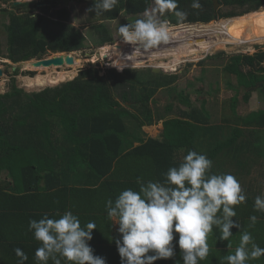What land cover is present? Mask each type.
Listing matches in <instances>:
<instances>
[{
    "label": "trees",
    "instance_id": "16d2710c",
    "mask_svg": "<svg viewBox=\"0 0 264 264\" xmlns=\"http://www.w3.org/2000/svg\"><path fill=\"white\" fill-rule=\"evenodd\" d=\"M219 1L222 6L238 7L239 11L236 9L228 13L215 11L212 0H198L199 8L192 7L193 0H176L177 7L173 9L163 0L161 16L174 25L209 23L241 16L264 7V0ZM33 3L39 7V3ZM44 3H50L51 7L58 5L57 0H46L40 4ZM88 7H92V0L88 2ZM150 7L151 0H118L111 11L99 15H95L94 12L91 14L94 19L113 21L122 13L136 18ZM177 11L185 15L177 16ZM56 17L60 23H53L57 26L54 28L42 15L12 14L5 25L7 58L17 64L42 59L55 53L80 52L86 49L89 36L95 39L97 46L115 42L116 38L104 24H94L93 31L86 34L83 29L67 23L71 17L64 9L58 10ZM137 19L140 18L131 23ZM208 25H187L179 27L181 29L178 31H191ZM180 33L168 32V36H177ZM230 60L224 69L237 77L240 88H244L247 102L253 93L247 89L264 81V51L254 55H234ZM244 68L247 70L244 71ZM43 70L45 69H38ZM149 71L152 72L151 69ZM113 73L116 75V83L115 81L111 83L106 75L99 76L98 70L93 68L80 71L77 77L75 71L62 72L56 76L38 74L35 78H23L27 87L42 88L75 78L61 86L46 88L32 94L17 87L13 81L11 89L5 94H0V172H7L6 178L10 179L9 183L0 180V218L6 217L10 222L20 219L23 225L29 227L30 220L39 221L45 216L37 212L39 208L48 210L47 216L53 218L55 204L40 197L51 187L55 188L51 189L53 192L70 191L75 195L76 202L83 204L90 201L103 207L102 205L106 203L104 190L108 185L117 189L120 185V188L138 191V178L144 183L149 181L163 183L168 169L182 162L177 157L179 151L185 154L196 151L205 154L212 161L210 174H231L239 182H243L240 185L245 189L246 201L234 206L236 216L233 219L239 223L240 231H249L254 242L264 248V211H254L255 198L264 196V152L255 147L256 142H261L258 134H250L248 138L250 132L264 128V120L259 119L262 111L249 113L243 119L246 129L230 125V119H225L227 121L225 125H211V114L209 116L205 107V99L198 107L183 93H178L177 100L187 107V110L178 109L177 117L164 121L160 139H142L139 136L142 128L159 121L151 106V102L156 101L155 95L160 88L169 89V92L176 91L174 83L178 77L153 73L155 76L149 84L150 87L142 88V91L136 94L134 86L141 84L139 80L131 81L119 72L109 71V74ZM125 73L129 76L128 70ZM26 74L31 77L35 75L34 72ZM198 82L203 85L202 78L198 79ZM129 83L133 85L129 86ZM114 89L118 91L115 93ZM119 99L125 104L133 103L136 112L123 106ZM237 103L238 100L233 99L231 105L233 111H236ZM171 109L169 106L167 111L171 112ZM238 118H234L236 123ZM127 120L130 126H127ZM124 142L129 150L120 156V148L124 146ZM134 142H138L139 145L135 146ZM123 161H129L127 164L132 172L138 170L137 175L128 174L123 177L127 183L119 182L120 178L115 176L117 175L115 166ZM104 164L106 170L96 174L100 173ZM57 166L60 169L59 173ZM226 167L230 169L227 170ZM69 174V182L72 179L78 186L75 189L68 188V185L65 187L60 185ZM51 177L59 180L46 188L44 182ZM259 179L261 186L258 185ZM10 192L19 193L24 197L18 198L20 202L16 203L9 199L14 198ZM24 199L32 205V214L27 215L30 208L24 204ZM12 214L15 216H11ZM252 215L257 216L258 220L254 227L249 228V217ZM4 228L6 227L0 225V238L6 233ZM231 231L232 247L229 248L227 241H220L219 228L213 226L207 241L209 254L212 256L208 254L199 264H227L223 258L234 253L240 240L239 230L233 228ZM34 244L35 247L33 245L30 248L32 251H23L28 257L25 264H37L35 251L41 246V242ZM176 262L170 259L159 264ZM48 264H52V261L49 260ZM61 264L67 262L62 260ZM179 264H183L181 259ZM247 264H264V256L249 260Z\"/></svg>",
    "mask_w": 264,
    "mask_h": 264
},
{
    "label": "clouds",
    "instance_id": "9594fccd",
    "mask_svg": "<svg viewBox=\"0 0 264 264\" xmlns=\"http://www.w3.org/2000/svg\"><path fill=\"white\" fill-rule=\"evenodd\" d=\"M33 2L38 3V0ZM165 2L173 9L177 7L176 0ZM117 3L118 0H92V7L87 12L99 15L111 11ZM192 7H200L198 0H193ZM151 9L153 7L137 15L136 18L140 19L134 23L120 25L122 39L118 36L115 41L132 45L133 52L164 44L168 40L167 29L171 27L167 23L170 21L161 16V22L155 14L149 13ZM155 11L154 8L153 13ZM176 15L183 17L185 13L177 11ZM136 18L132 17L131 21ZM197 24L208 25H187ZM170 25L177 26L171 22ZM211 168L212 161L205 154L189 151L178 166L168 169L163 183H144L138 178V191L126 189L115 201H106L107 217L115 221L113 226H118L119 239L114 242L121 264H155L158 260H170L176 256L177 246L183 264H199L209 254L207 241L213 226L219 228V239L227 241L229 248L232 247L231 230H239L238 246L234 253L223 258L227 264H247L249 260L264 256V248L254 242L249 231H240L239 223L233 219L236 216L234 206L246 201L239 181L231 174H210ZM254 211H264V196L255 198ZM56 215L58 218L45 215L39 221H29L28 231L41 242L35 251L37 264H48L49 260L52 264H61L62 260L67 264H106L105 258L94 255L89 244L96 229L95 222L89 221L82 227L79 218L71 211ZM249 220L248 227L252 228L258 218L252 215ZM14 251L17 264H25L27 255L19 248Z\"/></svg>",
    "mask_w": 264,
    "mask_h": 264
},
{
    "label": "rangeland",
    "instance_id": "374dc122",
    "mask_svg": "<svg viewBox=\"0 0 264 264\" xmlns=\"http://www.w3.org/2000/svg\"><path fill=\"white\" fill-rule=\"evenodd\" d=\"M15 1L17 0H0V7L7 10L6 12L0 13V67L4 69L5 75L0 78V94H5L11 89L12 82L15 81V84L20 89L24 90L26 93L32 94L41 92L46 88L61 86L64 83H67L68 81H71L82 70L93 68L95 70H98L99 76H105L111 83L115 81L116 75L109 74V71L111 72L114 70L115 72H119L118 66L115 67V52L112 51H106L101 50L102 48L109 46L105 45L103 46H97L95 43V39H92L90 36L88 37V40L86 42V49L80 51L75 56L78 58H81L83 60V63L78 66L77 64L73 66H64V67H50L49 69H45L43 71H38L36 68H25L23 65L26 63H13L11 60L7 58L8 50H7V33L5 29V25L9 22V19L12 14L16 15H23V14H39L43 17L47 18L50 21V24L54 28H56V24L53 23H60V20L56 17L58 9H64L70 14V20L67 22L68 24L74 25L75 27L79 28L80 30L83 29V32L86 34H89L91 31H93L92 26L97 23L104 24L110 32L114 35V37H118L120 39L121 35L119 33V27L120 25H125L127 21L131 23L132 17L129 15L122 13L118 19L113 21H104L100 19H94L92 18V14L87 12V9H89L88 5L84 3V1H73V3L70 4V9L64 8L62 5H58V7H50L48 3H44L43 6L36 7L32 3L33 0H21L22 3L25 4H31L30 6H21L17 7L14 5ZM42 1L46 0H38L39 5ZM49 1V0H48ZM60 0H57V4H59ZM77 3V4H76ZM75 4V5H74ZM69 6V5H68ZM236 9L239 11L238 7H232V6H224L223 12L228 13L232 10ZM3 11V10H2ZM263 15L264 16V7L260 8L258 11H252L249 13H246L242 16H236L231 17L233 19H221L218 22V24H214L213 26H223V25H231V23H239L242 21H248L250 22L251 19H256L258 16ZM54 21V22H53ZM214 23V22H213ZM212 27V26H211ZM211 27H208L210 29ZM168 28V27H167ZM176 27H171L169 30L171 31H177L173 30ZM204 29V28H203ZM201 28V33L205 30ZM198 30V29H197ZM196 31V30H195ZM196 33V32H195ZM259 33V32H258ZM261 33L257 34H247V35H241L242 37H234L232 38H224L222 40H225L223 42H230L229 46H227L226 50L221 49L217 51H212L210 53H198L204 50V48H199L198 42L189 43L185 45L184 47L180 48H169L167 46L164 47L163 53L174 51L173 57L174 58H168L165 60L158 61L159 66L163 62L172 63L178 62V65L176 66L179 71H174L172 73H167L164 71L163 74L168 76H174L176 75L178 77V80L174 83V86L176 87V91L169 92V89H162L158 91V93L155 95V102H151V106L153 108V111L158 114H165V118H173V116L166 113V110H168V107L171 106L173 109V114L177 115V109H186L184 106H182L179 101H177L176 96L178 93H183L184 96L188 97L190 102L193 103V105L201 106L203 99H205V107L209 113V116L211 114V125L216 124H223L227 123L226 120L230 119V125H237V123L234 121V118L243 117L247 114H249L254 108L256 103L258 106H260V110L262 111V114L259 116V119L264 120V87H261L255 91H253V95H251V98L246 102L245 101V93L244 88H240L237 77L231 75L228 73L224 68L225 66L231 61L230 58L234 55H254L258 53L259 51H264V44H252V41L246 42V38H257ZM249 35H252V37H247ZM262 36V35H261ZM217 39L216 45H220L222 43L221 41ZM177 43L179 46L180 44L184 45L183 39L173 41ZM252 44V45H251ZM196 47L197 49H195ZM126 48V47H125ZM179 49V50H178ZM161 50V49H160ZM105 51V52H104ZM155 50H153L154 52ZM188 51V54L184 55V52ZM111 53V54H110ZM131 53V52H130ZM128 53L127 60L133 61V53ZM183 53V54H182ZM221 53H224L221 55ZM89 55V56H88ZM104 55H107L108 57ZM141 57V60L134 64L136 65L135 69L128 70L129 77L132 80H139L141 84H136L134 86V92L136 94L140 93L142 91V88L150 87V83L153 81V76H155L149 69H152V67L156 66V61H150L142 66L145 61L148 60V57L145 55H139ZM145 56V57H144ZM52 57L51 55H47L45 58ZM99 57V58H98ZM145 59V60H144ZM159 60V59H157ZM136 62V60H134ZM202 62V64H200ZM130 65V66H134ZM78 66V67H76ZM16 67L17 70L14 71L13 68ZM128 67V66H126ZM138 67V68H137ZM162 67V66H161ZM39 68V67H37ZM40 69V68H39ZM247 69L244 68V71ZM72 72L75 71L77 74L74 78L70 80L63 81L56 86L53 85H47L42 88H29L26 86V83L24 82L23 78H35L38 74H41V76H56L59 73L62 72ZM29 72H34L35 75L31 77L30 75L26 74ZM70 78V77H69ZM203 79V85L202 83L198 82V79ZM129 86H132V83H129ZM128 85V84H127ZM113 86V84H112ZM251 88V87H250ZM249 88V89H250ZM115 93L118 91V89H114ZM257 94H254V93ZM119 97V94L116 95ZM233 99H237V109L236 111L232 110V103ZM133 100V99H132ZM119 101L126 106V104L119 99ZM131 104V103H129ZM133 104V103H132ZM131 105H128V107L131 111L136 112V109ZM128 125H130L129 121L127 120ZM157 124H159L157 122ZM238 126V125H237ZM239 127V126H238ZM243 129H246L245 126L240 127ZM248 130V129H247ZM151 137H157L159 135V132L157 133V128L149 129L148 130ZM248 134V133H247ZM250 134H258L259 140L258 143L256 142L255 147H258V149H262L264 152V128H257L255 131H252L248 134V138L250 137ZM251 139V138H250ZM263 155V154H262ZM256 181V180H255ZM258 185H260V179L258 182ZM78 187L77 185H75ZM261 186V185H260Z\"/></svg>",
    "mask_w": 264,
    "mask_h": 264
},
{
    "label": "crops",
    "instance_id": "0c3cea01",
    "mask_svg": "<svg viewBox=\"0 0 264 264\" xmlns=\"http://www.w3.org/2000/svg\"><path fill=\"white\" fill-rule=\"evenodd\" d=\"M77 53H79V52H73L72 54L76 55ZM254 94H257V93L255 92ZM180 104L182 106H184L182 103H180ZM254 104H255V108L250 113L260 110V106H258L256 103H254ZM128 105H131V104L126 103V106H128ZM185 108L186 109H182V110H187V107H185ZM179 109H181V108H179ZM171 110H172L171 112H168L166 110V113L173 116V118L177 117V115L173 114V109H171ZM177 112H178V109H177ZM156 115H157V120H159L158 121L159 124L155 123L154 125L144 126L142 128V131H141L142 133L138 131L140 138H142V139L154 138V137H151V135L148 131L149 129H154V128H157V133L159 132V135L157 137H155L154 139H156V138L160 139L162 137V132L164 130V121L168 120V119L165 118V114L160 115V113H158ZM247 115H245L244 118H246ZM244 118L239 116L238 123H237V125L239 127H243V125H245L243 123ZM169 119H172V118H169ZM216 125H225V124L223 123V124H216ZM127 126H130V125H127ZM128 129L136 130L134 128H128ZM125 145H126V143L124 144L123 147L120 148V154H121L120 156L124 155L129 150L128 148H126ZM134 145L137 146V145H139V143L134 142ZM110 154H113V153H110ZM185 155H186L185 153H182L179 151L177 154V157L180 161H182L183 157ZM118 160H120V159H118ZM128 162L129 161H123V162L119 163L117 166H115L116 172H117V175H115V176L120 178L119 182L124 181L125 179L123 177H126L128 174L129 175H137L138 170H135L134 172H132L130 167L127 164ZM95 169L99 170L98 168H95ZM226 169L228 170L230 168L226 167ZM105 170H106V168H105V164H104L101 171L99 170L100 173L96 172V174H101V172H103ZM59 172H60V169H59V166H57V173H59ZM0 173H1L0 180H2V182L9 183L10 179H8V177L6 178L7 172H0ZM72 175H73V173H72ZM58 180L59 179H57L56 177H54V178L51 177L47 181L44 182V185L46 186V188L48 186H53L55 183L58 182ZM69 180H70V174L63 181V184L62 183L60 184L61 187H65V185H68V188L75 189L76 183L72 179H71V182H69ZM123 183H127V182L124 181ZM239 183H243V182H239ZM118 188L119 189H117L116 187H113L112 185H108L106 187V189L104 190V192L106 193V201L108 199H112L113 201H115V199L118 197V195L123 190H126V187L120 188V185L118 186ZM51 189L53 190L55 188L51 187ZM51 189L44 192L47 195L44 194V195H41L40 197L44 198L46 200H50L51 202H53V204H55L56 209L54 210L53 218H58V216L56 215L57 213H59L60 215H63L65 212L71 211L74 215H76L79 218L82 227L85 226L89 221L95 222L96 229L93 231V233H92L93 238L89 242L90 246L92 247V249L94 251V255L105 258L106 264H121V260H120L119 254L117 252L115 242H114L116 239H119V234L117 232L118 226H113L115 221L108 219L105 204L102 205L103 207H100L98 203L93 204L90 201H85L82 204V202H76V199L74 198L75 195L72 194L70 191L63 190L61 192H55V191L53 192ZM242 189H243V187H242ZM244 190L245 189H243V191ZM68 192H70V193H68ZM10 194L13 195L14 198L9 197V199H11V201H14L16 203L20 202L19 201L20 199H18V198L24 197V196L19 195V193L10 192ZM49 194H50L51 198L48 197ZM71 199H73V201H71ZM9 204L11 206L10 202H9ZM19 204H21V203H19ZM24 204L30 208V210L28 211L29 213H27V215L32 214L33 213L31 210L32 205L30 204V202L28 200L24 199ZM94 205H95V207H98V209H95ZM98 210H101V211H98ZM37 212H40L41 214L49 215V213H47L49 211L48 210L45 211L43 208H41V209L39 208V210H37ZM17 214L18 213L16 212V215ZM11 216H15V214H12ZM0 225H2L3 227H6L3 229V230H5L6 233L3 235V238H0V264H17L16 261H18V257L15 255L14 250L19 248L22 251H26V250L32 251L30 249L31 246L34 245V247H35L34 243L39 242V241H37L34 238V234L32 232L28 231V227L26 225H23L20 222V219L19 220L15 219V221L10 222L6 217H4V218L2 217V218H0ZM174 243H175V241H174ZM209 255H211V253ZM180 259H181L180 258V250L177 246L176 256L173 259H171V261H173V260L179 261ZM166 261L167 260H158V261H156V263L157 264H159L160 262L165 263Z\"/></svg>",
    "mask_w": 264,
    "mask_h": 264
},
{
    "label": "bare ground",
    "instance_id": "6f19581e",
    "mask_svg": "<svg viewBox=\"0 0 264 264\" xmlns=\"http://www.w3.org/2000/svg\"><path fill=\"white\" fill-rule=\"evenodd\" d=\"M235 18H238V17H235ZM227 19H233V18H227ZM248 21H242V22H239V23H231V25H229V24L228 25H223V26H219L218 25L216 27H214L213 25L202 26L200 28H197L198 30L195 29L196 31L195 30H191V31H186V30L171 31L168 28L167 29L168 32L170 31V32H176V33H180V32H186V33H180L177 36L169 35L168 36V40L166 42H164V44H162V45L167 46L169 48H180V47H184L185 45H187L189 43L192 44L194 42H198V43H200L199 44L200 45L199 48H204L203 51L198 52V53H210L212 51H217V50H221V49H225L226 50L227 46H229L231 41L223 42V41H225V40H222L224 38H232L233 39L234 37H237V36L242 37L243 35L255 34V33H257V34L261 33V34L259 36H257V38H246V42H248V39H249V41H252L251 43L254 44V45L255 44H264V16L260 15V16H258V18L251 19L250 22H248ZM215 24H218V22H216ZM208 27H211V28L208 29ZM201 28L202 29L204 28L203 30H205V29H208V30H205V31H203L201 33V31H202ZM247 37H252V35H249ZM180 39L181 40L183 39V41H186L184 43V45H181V46H178V47L172 46V45H175L174 44L175 42H173V41H177V40L179 41ZM217 39L222 40L221 41L222 43H220V45H216ZM121 44L124 47L130 46L129 50H127V51L131 52V49H132L131 45L126 44L124 42H121ZM194 48L197 49L196 47H194ZM122 50H124V49H122ZM106 51L107 52L108 51L115 52V47L107 46L106 47ZM187 52L188 51L184 52V55L188 54ZM120 56H121L120 54H119V56L117 55V53L115 54V58H116L115 66H118V68H120V69H123L126 66L134 65V64L137 63V62L134 61L135 59H133V61H129V59L127 60L123 56L122 57H120ZM168 58H172L170 53L158 52V53L154 54V56H152L150 59L151 60L154 59L156 62H158L160 60H165V59H168ZM148 59H149V57H148ZM157 59H159V60H157ZM24 63H26L25 65H23L25 68L29 67V68H36V69H39V68L49 69V68H45V67L37 68L36 66H34V62L33 61L24 62ZM82 63H83V60L81 58L77 57L75 64L80 65ZM160 65L162 67L166 68L167 71H175V70L179 71V69L176 68V66L178 65V62H175L174 64H172V63H161ZM132 68H136V67H132Z\"/></svg>",
    "mask_w": 264,
    "mask_h": 264
},
{
    "label": "water",
    "instance_id": "95a60500",
    "mask_svg": "<svg viewBox=\"0 0 264 264\" xmlns=\"http://www.w3.org/2000/svg\"><path fill=\"white\" fill-rule=\"evenodd\" d=\"M213 4L215 6V8H217L220 5L219 0H212ZM16 5H19L20 2H16ZM153 9L155 8L156 11L155 13L152 12V14H155L158 19L162 22V18H161V4L160 2H158V0H154L153 3ZM185 43V42H184ZM169 44V43H168ZM175 45L172 46H176L178 47L179 45L177 43H174ZM182 45V44H181ZM119 47L122 49L124 48V46L122 44L119 45ZM164 45H159L156 47V49H164ZM34 62V66L36 67H45V68H50V67H64V66H73L76 63V56L75 54L72 53H58V54H53L52 57H48V58H42V59H35L32 60ZM14 71L17 70L16 67L13 68ZM152 73L154 74H163L164 71H162L160 68L158 67H152ZM121 75L129 80H131V78L123 71L120 72ZM5 75L4 73V69L2 67H0V78L3 77ZM261 87H264V81H260L258 82L255 86L251 87L250 89H247L248 91H255Z\"/></svg>",
    "mask_w": 264,
    "mask_h": 264
},
{
    "label": "flooded vegetation",
    "instance_id": "af4514ba",
    "mask_svg": "<svg viewBox=\"0 0 264 264\" xmlns=\"http://www.w3.org/2000/svg\"><path fill=\"white\" fill-rule=\"evenodd\" d=\"M73 1H77V2H81V1H84V3H86L87 5H88V2L90 1V0H60V2H59V4L58 5H63L64 6V8H67V9H70V4L71 3H73ZM153 1L154 0H151V2L153 3ZM18 2H20V4L19 5H21L22 4V6L25 4V3H22L23 1H18ZM159 2H160V4H161V12H162V9H163V0H159ZM213 2V1H212ZM220 2V1H219ZM16 3V2H15ZM14 3V5L15 6H18V5H16ZM50 4V3H49ZM77 4V3H76ZM58 5L56 6V7H58ZM69 5V6H68ZM75 5V4H74ZM39 7H40V5H39ZM151 7H153L152 5H151ZM213 7H214V10L215 11H218V10H223V8H224V6H222L221 4L217 7V8H215V6H214V4H213ZM54 8V7H53ZM3 10V11H2ZM58 10H60V9H58ZM2 12H6V10L5 9H3L2 7H0V13H2ZM148 12V11H147ZM152 12H153V9H151L150 11H149V13L150 14H152ZM34 15H35V13H34ZM130 17H133V16H130ZM135 20V19H134ZM164 21V20H163ZM213 22V21H212ZM212 22H209V23H206V24H211ZM186 24H188V23H182L181 25H177L176 26V28H174L173 30H179V29H181L182 27L181 26H183V25H186ZM193 24V23H192ZM177 27H181V28H177ZM193 30H195V29H193ZM170 32V31H169ZM164 49H162V50H157V49H155V51L154 52H152V54L150 53L149 55H145L146 57H149V59L147 60V61H145V63H143L142 64V66L143 65H145L146 63H148V62H152V61H155L154 59H150L152 56H154V54H156V53H158V52H162ZM173 52L174 51H169V52H167V53H170V55L172 56V58H173ZM144 56V57H145ZM139 59L141 58L140 56H137ZM136 62H138V60H136ZM163 63H167V62H163ZM156 64V66L155 67H158V68H160L162 71H165V72H167V73H172V72H174V71H167L166 70V68H164V67H161V66H159V63L157 62V63H155ZM133 67H136V65H134ZM176 71V70H175ZM78 76V75H77Z\"/></svg>",
    "mask_w": 264,
    "mask_h": 264
},
{
    "label": "built area",
    "instance_id": "2783aa9c",
    "mask_svg": "<svg viewBox=\"0 0 264 264\" xmlns=\"http://www.w3.org/2000/svg\"><path fill=\"white\" fill-rule=\"evenodd\" d=\"M170 27H173L172 25H170V22H168L167 23ZM183 26H187V24L186 25H183ZM121 44V41L120 40H117V41H115V43H113L112 45H109V46H111V47H115V54L117 53V55L119 56V54L121 55L120 57H124V58H126L127 59V57H128V53L130 52V51H127V50H129V47L130 46H128V47H124V48H122V49H124V50H122L120 47H119V45ZM163 44V43H162ZM161 45V44H160ZM181 45V44H180ZM104 47V46H103ZM107 47V46H106ZM106 47H104V48H102V50H106ZM131 52H133V46L131 45ZM156 48H154V49H149V50H144V51H141V52H134L133 54V58L135 59V60H141V59H139L137 56H139V55H149L150 53L152 54V52H153V50H155ZM158 50V49H157ZM131 54V53H130ZM105 56L106 57H108L107 55H104V57L103 58H105ZM116 67V66H115ZM117 68V67H116ZM118 69V68H117ZM126 69H135V68H132V66H128V67H125V68H123V69H118V71L119 72H122V71H124V70H126Z\"/></svg>",
    "mask_w": 264,
    "mask_h": 264
}]
</instances>
